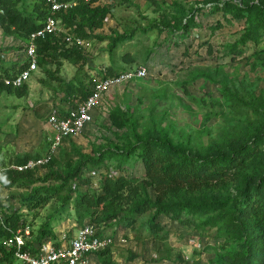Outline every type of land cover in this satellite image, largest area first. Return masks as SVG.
<instances>
[{
  "label": "rangeland",
  "instance_id": "obj_1",
  "mask_svg": "<svg viewBox=\"0 0 264 264\" xmlns=\"http://www.w3.org/2000/svg\"><path fill=\"white\" fill-rule=\"evenodd\" d=\"M96 1L106 5L109 13L101 27L88 31L89 37H83L87 43L82 50L84 60L72 63L62 57L49 58L45 64L37 63V70L23 85L22 94L14 90L0 91V159L4 163L11 166L19 158L44 154L51 137L47 124L49 114L63 111L81 100L79 94L66 95L65 86L73 83L74 86L86 84L90 87L93 79L99 78L102 68L119 72L145 66L147 75L113 87L81 135L62 142L53 157L56 158L53 169L62 177L69 158H72L73 168L80 160V154L96 160L101 148L112 150L124 146L126 128L114 127L108 117L116 106L122 110L128 107L131 121L137 123L138 133H164L173 143L184 144L194 151L230 141L234 136L246 138L249 127L254 126L258 118L244 101L264 98V36L259 43L247 42L233 51L231 46L240 38L244 20L235 19L222 9L211 10L212 5L207 4V0ZM63 2L73 5L76 0ZM36 4H40V0H18L15 6L26 15L35 11ZM195 7L200 10L194 20L184 18V14L189 16V11ZM180 19L187 32L185 34L183 29L185 35L176 37L178 32L172 28L183 26ZM130 33L131 37L111 47L116 34ZM23 39L0 27V79L15 74L24 65ZM57 46L67 48L59 43ZM224 86L236 100L225 98ZM100 162L98 165L86 162L87 166L77 172L79 179L76 177L68 184L72 187L78 184L79 191L100 194L108 178L121 175L134 179L132 188L135 192H124L118 203L121 212L116 219H101L105 213L99 208L80 216L72 199L67 208L61 210L63 201L59 197L50 198L38 208H30L22 204L19 196L27 188H1L2 209L22 215L32 240L39 228L53 232L46 239L55 237L58 240L73 235L84 223L101 224L104 231L116 239V244L111 247V259L116 264L233 262L234 253L230 251V243H226L230 240L224 237L219 226L204 223V216L183 215L195 218V224H181L170 215H161L156 220L161 229L154 232L147 226L152 212L146 211L137 215L134 223L126 225L122 216L140 194L142 197V189L138 187L144 184L142 163L137 154L121 167L116 165L114 156H105ZM49 169L44 165L35 169V174L43 177ZM216 183L219 182L212 183L209 190L213 195L226 197L227 190ZM36 184L55 186L58 181L49 178ZM229 189L234 192L233 187ZM146 191L154 200L151 187H146ZM56 211H59L56 215L59 219L54 220L52 215ZM48 220L50 225L46 224ZM198 222L204 225L197 227ZM121 238L125 242L119 243ZM93 263L101 264L99 257L95 256ZM12 264L18 262L15 260Z\"/></svg>",
  "mask_w": 264,
  "mask_h": 264
},
{
  "label": "trees",
  "instance_id": "obj_2",
  "mask_svg": "<svg viewBox=\"0 0 264 264\" xmlns=\"http://www.w3.org/2000/svg\"><path fill=\"white\" fill-rule=\"evenodd\" d=\"M17 1L0 0V27L10 34H18L26 41L28 35L42 25L45 17L50 13L49 7L45 0H40V4L34 6V12L24 15L15 6ZM206 3L212 5L211 10L213 11L222 9L230 13L231 17L244 20L243 32L231 46L233 51H236L239 45L247 42L259 43L263 38L264 0H207ZM221 3L222 6L219 5ZM198 10H200L198 7L191 8L189 16L184 14V18L193 21ZM108 13L109 9L106 5H90L83 0H76V3L71 5L65 13L58 12L57 14L64 23L75 26L74 30L78 35L86 38L91 34L88 31L92 32L103 25ZM181 23H183L182 27L172 28L173 31L178 32L176 37L184 36L187 32L182 20ZM183 29H185V34H183ZM131 35L132 33L116 34L112 38L111 47ZM98 38L102 39V36ZM36 44L39 65L49 62V58L57 57H62L72 63L84 60L81 49L58 47V39L55 36L38 38ZM24 67L25 64L19 70ZM115 73L106 69L107 75ZM5 76L10 77L11 75ZM1 79L0 91L13 92L14 90L18 94L23 93V85L14 88L5 85ZM64 90L69 97L79 94L81 100L89 94V87L86 84L85 86L80 84L74 86L70 83L65 86ZM222 93L226 99L236 100L226 86ZM244 104L258 118V122L249 127L246 138L244 139L243 135L234 136L230 141L214 143L202 151H194L184 144L173 143L164 133H138L137 123L131 121L128 107L122 110L116 106L110 110L108 117L114 127L126 128L125 144L122 148L112 150L101 148L100 156L96 160L88 155L80 154V160L75 162L76 165L73 168L72 158H69L64 177L58 170L53 169L56 163L54 156L45 164L50 169L43 177L36 176L35 169L37 168L17 171L11 169L10 166L0 165L2 166L0 167L2 169L0 185L4 189L27 188V191L19 196L22 204L30 208H38L50 198L59 197L63 201L61 210L66 209L69 200L72 199L74 209L80 212L78 215L87 214L89 211L94 212L99 208L105 213L101 219L113 220L121 212L118 203L124 197V192L127 190L135 192L132 188L134 179L121 175L117 178H108L103 183L100 194L79 191L78 184H73V188L72 184L68 183L76 177L79 179L77 172L87 166L86 162L98 165L105 156H114L116 165L121 167L134 154H137L144 170V184L138 186L142 189V197L140 194L132 207L122 216L126 225L134 223L136 216L146 211L152 212L147 226L154 232L161 229L159 223L156 222L161 215H170L181 224H195V218L183 217V215L204 216L206 221L204 223L219 226L224 237L230 240L226 243H230V251L234 253L231 264H264V98L244 101ZM66 139L72 140L71 138ZM26 160L19 158L16 164ZM49 178L58 181V184L37 186L36 182L46 181ZM214 182H219L216 185L221 184L224 190H227L226 197L213 195L209 186ZM148 186L154 192V200L147 194L146 187ZM230 187H233L234 192L230 191ZM63 191L67 193L65 196L61 194ZM59 211L52 215L54 220L59 219L56 216ZM4 217L6 228L0 226V264H12L15 261L13 249L5 247L3 241L10 236V230L25 225V221L22 215L14 210L5 214ZM48 221L46 224L50 225L51 222ZM202 223L198 222L197 227ZM50 235H53L51 230L39 228L34 240L28 242L27 245L42 243L48 240L49 238L45 237ZM95 256L99 257L101 264H116L111 259V247L98 251Z\"/></svg>",
  "mask_w": 264,
  "mask_h": 264
},
{
  "label": "built area",
  "instance_id": "obj_3",
  "mask_svg": "<svg viewBox=\"0 0 264 264\" xmlns=\"http://www.w3.org/2000/svg\"><path fill=\"white\" fill-rule=\"evenodd\" d=\"M49 7V14L45 17L42 25L31 32L23 44V56L26 65L10 77L2 78L5 85L14 88L26 84L31 75L37 70L36 40L45 36H55L59 44L65 47L83 50L86 40L76 33L75 26L65 25L57 14L66 12L72 4L59 0H45ZM90 5L98 4L96 0H83ZM99 78L93 79L89 87V94L75 105L68 106L63 113L55 111L49 114L47 124L53 131L48 151L40 156L29 158L20 164L11 165V169L17 171L40 168L49 162L56 154L57 149L66 138L74 139L81 135L87 125L92 123L97 108H102L104 96L113 88L123 84L142 79L147 75L145 66H138L116 72L113 75L106 74V68L99 71ZM0 168V175H1ZM0 185V189H1ZM9 212L2 209L0 200V226L6 228L5 214ZM101 224L91 222L81 225L76 232L67 237L62 236L58 240L48 239L42 243L31 244L30 228L27 224L10 230L11 234L4 239L3 244L12 248L15 260L18 264H94L95 254L107 247L116 244V239L107 234ZM125 239H119V243ZM27 246V248H25Z\"/></svg>",
  "mask_w": 264,
  "mask_h": 264
},
{
  "label": "crops",
  "instance_id": "obj_4",
  "mask_svg": "<svg viewBox=\"0 0 264 264\" xmlns=\"http://www.w3.org/2000/svg\"><path fill=\"white\" fill-rule=\"evenodd\" d=\"M21 55H22V56L24 55L23 52H22ZM22 58H24V57H22ZM23 64L26 65L25 58H24V62H23ZM35 72H36V71H35ZM35 72H34V73H35ZM34 73H33V74H34ZM33 74H32V75H33ZM32 75H31V76H32ZM30 78H31V77H30ZM28 81H29V80H28ZM28 81H27V82H28ZM66 108H67V107H65V109H66ZM65 109H64V110H65ZM64 110H63V111L60 110V113H61V112H64ZM90 124H91V123H90ZM90 124H89V125H90ZM89 125H87V126H89ZM87 126H86V127H87ZM50 131H51V137H50V143H51V139H52V136H53V132H52L51 129H50ZM49 147H50V144H49ZM48 149H49V148H48ZM47 151H48V150H47ZM47 151H46V152H47ZM46 152H45V153H46ZM39 156H40V155H39ZM36 157H37V156H36ZM33 158H34V157H33ZM0 165H2V166L5 165V166H7V167L10 166L9 164L4 163L3 160H1V159H0ZM2 166H0V167H2ZM2 188H3V187H2Z\"/></svg>",
  "mask_w": 264,
  "mask_h": 264
}]
</instances>
